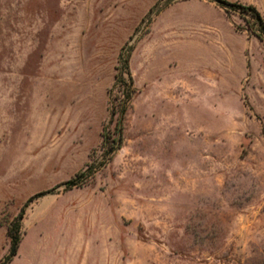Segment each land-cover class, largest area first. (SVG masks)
I'll use <instances>...</instances> for the list:
<instances>
[{
  "label": "rangeland",
  "instance_id": "374dc122",
  "mask_svg": "<svg viewBox=\"0 0 264 264\" xmlns=\"http://www.w3.org/2000/svg\"><path fill=\"white\" fill-rule=\"evenodd\" d=\"M226 1L255 6L264 26V0ZM253 25L207 0H0V261L7 224L47 191L25 210L7 264H264V43ZM131 36L121 146L63 190L101 161Z\"/></svg>",
  "mask_w": 264,
  "mask_h": 264
},
{
  "label": "trees",
  "instance_id": "16d2710c",
  "mask_svg": "<svg viewBox=\"0 0 264 264\" xmlns=\"http://www.w3.org/2000/svg\"><path fill=\"white\" fill-rule=\"evenodd\" d=\"M210 2H215L220 8L228 14L229 10L236 11L240 15H248L254 21V31L252 32L256 38L264 43V26L263 20L259 11L255 6L251 4H240L237 2H228L226 0H207ZM159 10V9H158ZM158 10L153 14L156 15ZM143 20H141L142 22ZM151 17L147 18V23H150ZM140 22V23H141ZM144 22V21H143ZM139 26V25H138ZM138 26L134 29L133 35L136 34ZM132 36L120 47L118 53V63H123L120 67H115L116 73L114 75V82L108 89L109 100H108V111L109 117L106 124H103L100 132V149H101V161L96 166L93 164L92 160L85 164V167L73 178L66 180L59 184V187H63V190H70L74 187L81 186L86 183L90 177H92L94 170L104 166V164L110 159L111 155L120 148L122 142V129H123V117L129 107L131 98L135 92V86L133 82L132 75L129 71L128 60L129 55L132 50V46L129 44ZM117 90L120 93V97H115L117 100L115 103L110 94L113 90ZM114 122L113 132L109 129V124ZM47 191H42L30 196L20 207L15 218L7 224L5 236L9 243L8 254L0 261V264H7L12 257L16 254L19 242L21 241V220L24 216L25 210L29 204L36 198L44 195Z\"/></svg>",
  "mask_w": 264,
  "mask_h": 264
},
{
  "label": "crops",
  "instance_id": "0c3cea01",
  "mask_svg": "<svg viewBox=\"0 0 264 264\" xmlns=\"http://www.w3.org/2000/svg\"><path fill=\"white\" fill-rule=\"evenodd\" d=\"M150 35V32L148 33V35H147V37ZM147 37H146V39H141L140 41H139V45L140 44H144V43H146L145 45H147V44H149V41H147ZM148 42V43H147ZM151 44H153V43H151ZM157 46V45H156ZM154 44L152 45V48L148 51V49H147V51H146V53H143V58L145 59V58H149V54H150V52H151V50H154L155 49V47H156ZM147 82V81H146ZM143 85L144 86H147V84L146 83H143ZM23 239V238H22ZM21 239V240H22ZM20 243V242H19Z\"/></svg>",
  "mask_w": 264,
  "mask_h": 264
}]
</instances>
